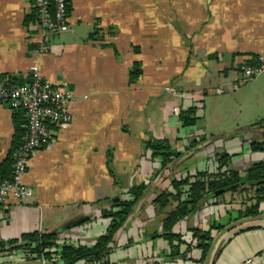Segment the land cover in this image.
Instances as JSON below:
<instances>
[{
	"label": "crops",
	"instance_id": "crops-1",
	"mask_svg": "<svg viewBox=\"0 0 264 264\" xmlns=\"http://www.w3.org/2000/svg\"><path fill=\"white\" fill-rule=\"evenodd\" d=\"M69 6L68 31L50 37L49 51L38 54L36 20L25 22L33 1L0 0V83L37 74L72 93L65 106L69 118L49 128L29 160L22 181L32 195L0 206V242L53 233L86 217L57 234L60 243L92 246L109 225L101 211L126 199L131 187L145 185L106 264H196L168 257L169 244L158 235L175 203L157 212L153 200L186 170H212L215 152L233 155V164L245 151L241 175L263 157L250 151L249 142L264 141V127L252 126L264 120V71L248 76L243 68L253 57L264 60V0H69ZM135 62L141 74L130 82ZM249 102L251 111L244 114ZM189 107L198 119L183 128L174 112ZM14 134L13 111L0 104V164L11 153ZM149 138L167 139L183 154L193 140L212 141L156 177L158 162L144 148ZM232 194L208 197L175 232L188 239V228L207 230L221 223L230 205H250L229 201ZM225 219L224 226L240 218ZM6 253L0 251V259ZM189 257L197 260L200 252L192 250ZM248 258L264 264V219L222 235L209 264Z\"/></svg>",
	"mask_w": 264,
	"mask_h": 264
},
{
	"label": "trees",
	"instance_id": "trees-1",
	"mask_svg": "<svg viewBox=\"0 0 264 264\" xmlns=\"http://www.w3.org/2000/svg\"><path fill=\"white\" fill-rule=\"evenodd\" d=\"M66 5L69 12V0H66ZM34 20H36V17L33 9L32 13L26 16L25 22L28 23ZM258 63L259 61L253 57L247 64L254 66ZM140 74V64L135 62L129 73L130 82H134ZM31 78L23 82L8 78L4 83L17 85L28 82ZM195 110V107L178 108L174 112L181 127L189 128L196 124L198 117ZM12 111L15 134L11 153L0 164V178L3 180L10 179L14 153L26 136V122L23 111ZM252 126L264 127V120H259ZM49 127H52V125H49ZM199 143L197 140H193L189 143L187 149H192ZM144 148L147 156L152 160L156 159L158 162V167L154 172L156 177H163L172 164H183L194 153L180 160L179 158L183 156V153L172 150L171 144L167 139L149 138L144 142ZM249 149L252 153L262 154L263 157L250 162L243 175H240L238 170L228 168L233 155L218 151L209 158L210 162L212 161L215 166L212 170H186L178 178L172 179L168 190L161 191L155 196L153 204L157 212H163L175 203L174 207L166 212L162 220L161 232L158 235L169 244L170 253L168 257L175 258L179 256V259L192 260L196 264H202L214 235L224 227V224H211L207 230L190 227L187 229L188 239L184 238V235L180 232H175V227L190 215L198 212L202 203L208 197L218 200L225 192H235L242 187H247L253 190V195L250 198L253 203L242 210H238V218L255 216L261 213L260 208L264 203V141L249 142ZM109 174L112 176L110 170ZM146 190L147 187L145 185L131 187L125 193L126 199L118 200L111 204L108 210L101 211V217L108 218L109 225L105 233L95 239L92 246L60 243L57 233L30 232L21 234L17 239L0 242V251L7 253L12 251L25 252L34 260L43 259L55 264H75L78 261L106 264L105 259L115 244L114 238L117 232L123 227L128 217L133 214V208L143 198ZM181 247L184 248L182 252ZM192 250L200 252L199 259L193 260L189 257Z\"/></svg>",
	"mask_w": 264,
	"mask_h": 264
},
{
	"label": "built area",
	"instance_id": "built-area-1",
	"mask_svg": "<svg viewBox=\"0 0 264 264\" xmlns=\"http://www.w3.org/2000/svg\"><path fill=\"white\" fill-rule=\"evenodd\" d=\"M36 25L39 39L35 48L38 54L49 51V38L68 31L66 0H34ZM248 76L264 71V60L257 65L243 68ZM72 99V93L53 85L43 77L34 74L30 81L17 85L0 83V104L11 110H22L25 116L26 136L14 153V162L9 180L0 178V206L9 199L22 200L32 195V189L23 183L32 154L46 142L50 127L66 121L69 116L65 106ZM20 252V256H26ZM43 261V259H40ZM253 258L242 264H252Z\"/></svg>",
	"mask_w": 264,
	"mask_h": 264
},
{
	"label": "water",
	"instance_id": "water-1",
	"mask_svg": "<svg viewBox=\"0 0 264 264\" xmlns=\"http://www.w3.org/2000/svg\"><path fill=\"white\" fill-rule=\"evenodd\" d=\"M211 141L212 140H206V141L199 143L196 147H194L190 151H187L186 153H184L183 156H181V158H179V159L182 160L184 158L189 157L197 149L204 147L206 144L210 143ZM262 219H264V212H262L258 215H255V216L243 217V218H240L238 220L231 221L230 223L225 225L220 231H218L214 235L202 264H209L210 263L211 258L213 256V252H214L216 243L222 235H224V234H226V233H228V232H230V231H232L238 227H241L245 224L252 223L255 221H259ZM85 220H86V217H81V218H78V219L73 220L71 222H67V223L63 224L60 228H57L56 230H54L53 233H58V232H62L65 230L72 229V228L78 226L80 223H82ZM1 257H3V256H1ZM5 258H7V259L5 260ZM9 259H10V261H9ZM19 259L20 260L17 261V252L12 251L10 253L4 254L3 259H0V263H3V264H55V263L44 261V260L43 261L34 260V259H32V257H29L28 255L23 256Z\"/></svg>",
	"mask_w": 264,
	"mask_h": 264
},
{
	"label": "rangeland",
	"instance_id": "rangeland-1",
	"mask_svg": "<svg viewBox=\"0 0 264 264\" xmlns=\"http://www.w3.org/2000/svg\"><path fill=\"white\" fill-rule=\"evenodd\" d=\"M251 111V102H249V103H247L246 105H245V108L243 109V113L244 114H248L249 112ZM170 142V141H169ZM224 144L225 143H227V141L226 140H223L222 141ZM170 144H171V142H170ZM222 145V143H215V145ZM171 147H172V145H171ZM246 154H245V151H243L242 153H241V157H239V159L236 161V163H231V164H229V166H228V168L229 169H235V170H237V169H239V167H241V165H243V162L245 161V159H246V156H245ZM253 157V156H252ZM257 159V158H256ZM247 160V159H246ZM258 160V159H257ZM209 163H207V165H208ZM241 175V174H240ZM243 175V174H242ZM252 195H253V190L252 189H249V188H247V187H242L241 189H238L237 191H235V192H233V194H232V197L230 198V199H228L229 201H232V202H237V203H240V202H245L244 203V205L246 206L247 205V203H252L253 201H250V198L252 197ZM243 204V203H242ZM243 205V206H244ZM238 207V206H237ZM262 209H264V203L262 204V206H261V210ZM237 210H238V208H236V206H235V204H232V205H230V208H229V210H227L228 211V214L227 215H230L232 218H234L235 216H237L238 214H237ZM227 215H225L224 214V218L222 217L221 219V223H224L225 221H226V219H225V216L227 217Z\"/></svg>",
	"mask_w": 264,
	"mask_h": 264
}]
</instances>
